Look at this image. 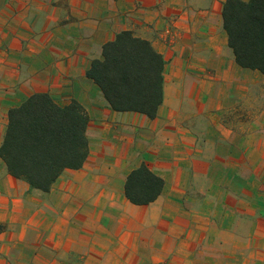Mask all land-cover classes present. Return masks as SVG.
Here are the masks:
<instances>
[{
	"label": "crops",
	"instance_id": "obj_1",
	"mask_svg": "<svg viewBox=\"0 0 264 264\" xmlns=\"http://www.w3.org/2000/svg\"><path fill=\"white\" fill-rule=\"evenodd\" d=\"M225 2L0 0V145L34 93L89 117L83 166L48 192L0 157V264H264V74L237 63ZM123 31L163 61L153 117L88 74ZM142 165L163 184L136 204L125 185Z\"/></svg>",
	"mask_w": 264,
	"mask_h": 264
},
{
	"label": "trees",
	"instance_id": "obj_2",
	"mask_svg": "<svg viewBox=\"0 0 264 264\" xmlns=\"http://www.w3.org/2000/svg\"><path fill=\"white\" fill-rule=\"evenodd\" d=\"M223 24L237 63L264 74V0H226ZM104 57L93 62L88 74L111 104L153 117L163 96V61L157 64L160 56L149 41L123 31L105 46ZM8 119L0 157L32 190L48 192L66 168L83 166L89 154V117L76 101L60 106L49 93H34L12 107ZM162 184L142 165L129 174L125 193L131 202L146 204L158 197Z\"/></svg>",
	"mask_w": 264,
	"mask_h": 264
}]
</instances>
